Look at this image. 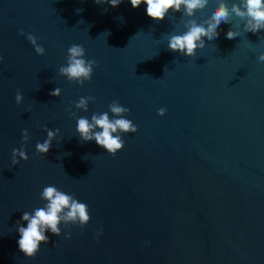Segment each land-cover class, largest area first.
Here are the masks:
<instances>
[{
  "label": "water",
  "instance_id": "95a60500",
  "mask_svg": "<svg viewBox=\"0 0 264 264\" xmlns=\"http://www.w3.org/2000/svg\"><path fill=\"white\" fill-rule=\"evenodd\" d=\"M217 6L156 21L130 0H0V264H264V30L245 32L232 14L194 57L168 48ZM73 44L96 62L83 85L59 73ZM89 96L87 111L75 108ZM113 101L138 129L119 133L115 156L76 130L80 117L113 118ZM46 128L59 132L44 155ZM13 149L28 159L13 165ZM48 185L87 204L91 219L62 222L27 258L17 221L26 227L23 213L45 206Z\"/></svg>",
  "mask_w": 264,
  "mask_h": 264
},
{
  "label": "clouds",
  "instance_id": "9594fccd",
  "mask_svg": "<svg viewBox=\"0 0 264 264\" xmlns=\"http://www.w3.org/2000/svg\"><path fill=\"white\" fill-rule=\"evenodd\" d=\"M123 0H95L97 4H109L115 8ZM209 0H130L131 6L135 9L142 3L147 5L146 14L153 20L162 21L165 19L169 10L181 12L187 17H193L195 12L204 9ZM78 12L83 11L78 9ZM244 21L243 29L245 32L256 33L264 30V0H240V3H232L231 8L227 6L224 0H218V6L215 7L209 18L205 22L197 23L195 20H189L185 27L187 31L180 35H172L169 38L168 48L173 52H179L181 55L194 57L196 50L205 45L204 37L208 40H215L219 37L218 27L222 22L230 23V16ZM21 35L24 33L21 31ZM238 32L230 29L226 33V39H234ZM28 41L33 45L37 55H43L45 49L37 43V38L31 34L27 35ZM85 49L81 45L73 44L68 49L67 66H61L59 73L67 77L68 81L76 82L80 85L84 81H90L96 62L86 60ZM3 58L0 57V60ZM258 59L264 61V53ZM52 96L59 97L60 88H55L49 93ZM16 102L20 104L23 100L22 95L17 92ZM89 101H94V97H82L75 103V108L87 111ZM113 118L110 119L107 112L102 114H93L91 121L88 118L80 117L77 120V132L82 141L89 142L95 140L97 145L106 149V151L115 156L116 153L124 147L125 141L121 139L119 133H135L137 126L129 119L124 118L130 112L129 108L120 105L119 101H113L109 106ZM73 117L75 113L68 109ZM166 109H158V115L164 116ZM100 129V131H96ZM47 139L43 143L36 144V151L39 154L46 155L52 147V140L56 137L59 129L55 131L45 129ZM116 134V135H114ZM23 141L27 142L29 134L27 130L22 133ZM20 160H27L28 156L23 149H13L12 164L19 163ZM41 199L47 201L44 207L37 208L34 213L24 212L21 220L27 223L24 227L20 221H17V230L19 232L18 246L19 250L27 258H34L39 251L42 243L47 244L50 232L56 236L61 234L59 225L67 227L69 224H78L84 228L90 221L88 205L79 202L74 194H66L57 189L54 185H48L43 188ZM71 233H67L65 238H70Z\"/></svg>",
  "mask_w": 264,
  "mask_h": 264
}]
</instances>
